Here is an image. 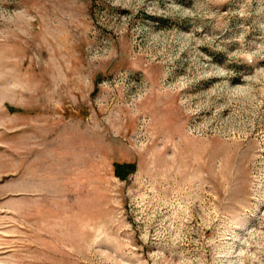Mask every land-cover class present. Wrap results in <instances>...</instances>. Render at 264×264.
<instances>
[{
    "label": "rangeland",
    "instance_id": "1",
    "mask_svg": "<svg viewBox=\"0 0 264 264\" xmlns=\"http://www.w3.org/2000/svg\"><path fill=\"white\" fill-rule=\"evenodd\" d=\"M0 264H264V0H0Z\"/></svg>",
    "mask_w": 264,
    "mask_h": 264
},
{
    "label": "built area",
    "instance_id": "2",
    "mask_svg": "<svg viewBox=\"0 0 264 264\" xmlns=\"http://www.w3.org/2000/svg\"><path fill=\"white\" fill-rule=\"evenodd\" d=\"M133 139L139 145L145 144L149 140L148 136L146 135L145 130L142 128H139L137 131H134Z\"/></svg>",
    "mask_w": 264,
    "mask_h": 264
}]
</instances>
